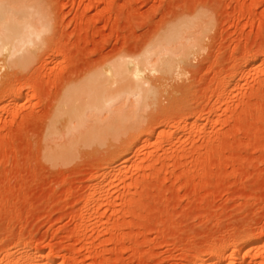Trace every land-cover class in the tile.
Listing matches in <instances>:
<instances>
[{
    "label": "rangeland",
    "instance_id": "1",
    "mask_svg": "<svg viewBox=\"0 0 264 264\" xmlns=\"http://www.w3.org/2000/svg\"><path fill=\"white\" fill-rule=\"evenodd\" d=\"M215 251L264 264V0H0V264Z\"/></svg>",
    "mask_w": 264,
    "mask_h": 264
},
{
    "label": "bare ground",
    "instance_id": "2",
    "mask_svg": "<svg viewBox=\"0 0 264 264\" xmlns=\"http://www.w3.org/2000/svg\"><path fill=\"white\" fill-rule=\"evenodd\" d=\"M28 29H31V27H28ZM14 31H17L16 34H21L23 33L22 29H15ZM36 34V35H35ZM187 34V33H186ZM32 35H35L37 36V33H36V30L34 28H32L31 31H27L24 35V39L22 40V42L26 41L25 39H29L30 36ZM184 36L181 35L180 33H174L170 36H168L167 38H164L162 41L158 42L150 51V55L151 57L155 58V62L158 64V63H161L164 65H166L170 60L171 58L174 56V55H177L176 51L179 50L180 48L184 47V44H185V41H184ZM27 39V41H28ZM186 40V39H185ZM183 49V48H182ZM139 90H143L142 88H139ZM18 93V92H17ZM16 93V94H17ZM15 94V93H14ZM131 95H133L132 93H130ZM21 95V93H20ZM139 96L142 95L141 92L138 93ZM13 96V95H11ZM10 96V97H11ZM17 95H14L11 99H9V103L6 106H10L12 105V103L14 102V100L17 99ZM103 106H106L105 104ZM8 108V107H7ZM10 108V107H9ZM68 116H71V117H74L77 119V99L74 97V99H72L68 109H67V112ZM66 114V115H67ZM94 195V194H93ZM94 197V196H93ZM96 197V196H95ZM101 198V197H100ZM92 199V198H91ZM248 247L249 249L252 248L254 246V243H248ZM255 247H260V245L258 244L257 246ZM19 252V251H18ZM24 253V252H23ZM13 254V253H12ZM22 252L21 253H16L15 252V255H13V257H17V256H21ZM25 255L24 257L28 260H38L39 259V256H40V253H34L33 255L31 254H23ZM22 255V256H23ZM209 255V254H208ZM21 256V257H22ZM41 257V256H40ZM20 258V257H18ZM24 258V259H25ZM232 258V255H227V254H224L222 252L218 253V252H212L210 255H209V260L210 262H212V264L215 262V263H221V262H224L226 261L227 259L230 260ZM41 259V258H40ZM16 261V260H15ZM40 261V260H39ZM49 261V260H47ZM50 262V261H49ZM196 264V263H195Z\"/></svg>",
    "mask_w": 264,
    "mask_h": 264
}]
</instances>
